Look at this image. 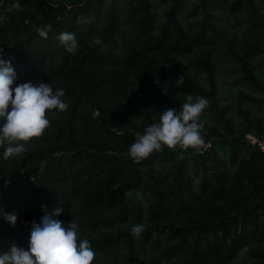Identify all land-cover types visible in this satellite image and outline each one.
I'll use <instances>...</instances> for the list:
<instances>
[{"label":"trees","instance_id":"trees-1","mask_svg":"<svg viewBox=\"0 0 264 264\" xmlns=\"http://www.w3.org/2000/svg\"><path fill=\"white\" fill-rule=\"evenodd\" d=\"M0 16L17 83L42 80L69 105L25 153L0 159V252L27 249L32 222L60 207L90 240L93 264H264V153L246 138H264L252 111L264 110V0H0ZM65 31L74 54L57 40ZM227 84L235 101L219 108ZM180 95L212 103L226 133L135 163L136 133L179 109Z\"/></svg>","mask_w":264,"mask_h":264},{"label":"clouds","instance_id":"clouds-1","mask_svg":"<svg viewBox=\"0 0 264 264\" xmlns=\"http://www.w3.org/2000/svg\"><path fill=\"white\" fill-rule=\"evenodd\" d=\"M78 22H86L79 18ZM51 25L37 28V35L47 39ZM57 40L68 53H75L78 41L72 32H61ZM93 44H101L96 38ZM19 77L11 61L3 58L0 49V159L5 161L26 152L33 138L41 137L50 126L47 118L52 112H64L69 105L63 89H53L49 83H17ZM15 85V86H14ZM167 93V89H164ZM208 100L188 96L179 109L168 108L160 112L159 119L147 126L143 134L136 133V140L128 148V155L140 163L154 152L168 149H198L204 144L201 120ZM63 209L43 215L39 222L33 221L27 249L12 242L9 249L0 252V264H93L95 251L90 240L81 236V228L74 219L65 224L59 217ZM4 219L13 227L17 224L15 214L4 213ZM144 231L143 224L133 225L130 234L134 238Z\"/></svg>","mask_w":264,"mask_h":264},{"label":"rangeland","instance_id":"rangeland-1","mask_svg":"<svg viewBox=\"0 0 264 264\" xmlns=\"http://www.w3.org/2000/svg\"><path fill=\"white\" fill-rule=\"evenodd\" d=\"M199 2H201V0H199ZM66 21L68 22L69 21V17H66ZM2 23V18L0 16V24ZM216 51H220V49H216ZM221 51H225L224 49H221ZM221 80V78H220ZM227 92H223V93H220L219 95V101L217 102V105L219 108H222L228 100H232V101H235L233 99V94H232V91H231V88H230V85L227 84ZM246 88H248V86H245ZM251 91H254L252 88L250 89ZM228 91L230 92L229 95H228ZM235 91H236V88H235ZM257 91V89H255V92ZM181 98L187 100V97L185 95H180ZM252 111L254 113H258V115H261V116H264V110H261L259 108V106H255V107H252ZM95 117L98 116V113L96 112L95 114ZM203 118L209 123L210 125V128L208 130H206L205 134H203V140L205 138V136H209L213 133L212 131V128H214V130L218 133H226V128H225V123L223 122V120L221 119L220 115H219V111L217 110V108H215L213 106L212 103H208V106L207 108L204 110L203 114H202ZM227 117H231L233 118L234 120V127L238 128V126L241 124V120H242V117H238L236 115L235 112H232V114H228ZM249 134V133H248ZM253 134V133H251ZM208 144L207 142L204 141V144L199 146V148L197 150H199L200 148H202L203 146L205 147H208Z\"/></svg>","mask_w":264,"mask_h":264},{"label":"built area","instance_id":"built-area-1","mask_svg":"<svg viewBox=\"0 0 264 264\" xmlns=\"http://www.w3.org/2000/svg\"><path fill=\"white\" fill-rule=\"evenodd\" d=\"M246 138L250 143L256 145L264 153V138L257 137L256 135L251 133L247 134ZM209 145L210 144H208V146Z\"/></svg>","mask_w":264,"mask_h":264}]
</instances>
